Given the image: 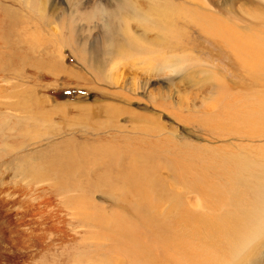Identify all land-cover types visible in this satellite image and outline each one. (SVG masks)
<instances>
[{
	"label": "rangeland",
	"instance_id": "rangeland-1",
	"mask_svg": "<svg viewBox=\"0 0 264 264\" xmlns=\"http://www.w3.org/2000/svg\"><path fill=\"white\" fill-rule=\"evenodd\" d=\"M172 4L156 28L127 21L125 44L95 14L116 0H0V264H134L104 223L154 244L144 220H238L236 194L257 200L264 58L242 66L220 36L229 22L264 53V0ZM207 183L217 193L204 201ZM256 242L244 264H264Z\"/></svg>",
	"mask_w": 264,
	"mask_h": 264
},
{
	"label": "bare ground",
	"instance_id": "bare-ground-1",
	"mask_svg": "<svg viewBox=\"0 0 264 264\" xmlns=\"http://www.w3.org/2000/svg\"><path fill=\"white\" fill-rule=\"evenodd\" d=\"M116 1L118 2V7L112 12L108 9H101L95 12V14L100 12L101 15L99 17L101 20L99 21L102 24V28L106 29L108 33H111V35L116 31L122 33L125 44L127 41H130V44L133 43L130 40L133 37H128L130 35V28L128 27L127 21L132 19L143 28H156L158 23H163L173 18L177 13V10H175L172 4V0L163 3L151 0L150 2H155L157 5H153L145 10L138 8L135 4L137 2H133V0ZM113 14L119 15L120 18L126 17V19H122L123 23L117 24ZM224 24H227V26L224 25V32L220 36L221 41L224 43L223 45L225 48L230 50L229 52L235 53L236 59H239L238 61L241 62L242 66L249 61L252 67V65L257 64L259 60L264 58L262 47L258 48L252 45V42H249V44H240L234 37L229 22H225ZM228 164L230 167L231 162ZM228 164L225 165L227 166ZM234 168H228L227 170V174L230 176L228 182H234L236 185L240 186L243 179L239 177L240 173H234ZM254 176L252 175L251 179L253 178L256 180L255 184L258 186H254L253 191L255 194L253 193V196L257 198V200L253 202L252 199L245 198L246 194L244 195L243 193H241L243 195L236 194L238 198L237 201L233 199L238 205L242 200H246L245 203L247 204H245V206L236 205L238 209L243 212L242 219L239 218L237 220L235 214H233V217L232 215L229 217L219 215L218 218H213V214L210 212L204 214V216H202L203 213L199 214L193 212L192 216L188 214L184 216V218L174 220L173 223L163 222L162 220L157 221L150 218L142 221V223L139 222L144 227L147 225L150 226L151 229L149 232L152 233L154 244H148L146 239L136 237L131 233L129 227L121 226L120 223H117V226L116 222L115 224L112 223L110 228V223L106 222L103 228H107L108 232H112L117 236L127 239L126 248L122 250V252L116 254L120 255L118 257L127 255L129 263L244 264L248 262L254 254V243L264 235V173L263 175H257V177ZM247 180L249 179H244V183H247ZM228 182H226V184ZM150 183L151 181L146 176L140 187L142 186V188H144L142 190H147L148 192ZM204 188V194L202 192L203 195L201 196L202 200L205 201L211 197L214 198L217 190L213 189L217 187L207 183ZM225 188L226 187H224V189ZM211 191L212 195L210 196ZM215 205H217V203H215ZM231 205H235V203ZM201 206L203 205L201 204ZM209 209L205 208V210ZM205 217L207 219H205ZM255 244H257V242ZM115 259L116 261L119 260L118 258Z\"/></svg>",
	"mask_w": 264,
	"mask_h": 264
}]
</instances>
